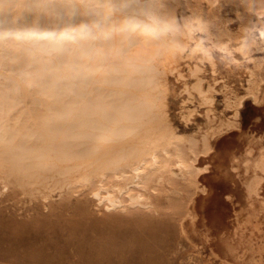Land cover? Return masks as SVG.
<instances>
[{
    "label": "bare ground",
    "instance_id": "6f19581e",
    "mask_svg": "<svg viewBox=\"0 0 264 264\" xmlns=\"http://www.w3.org/2000/svg\"><path fill=\"white\" fill-rule=\"evenodd\" d=\"M160 5L158 0H0V68L4 66L22 74V78H25L27 84L35 85L37 87L36 90L44 98L38 104L35 102L41 106V109L38 108L35 113L36 121L34 120L33 126H25L24 124L25 127H7L4 125V121L2 122L1 120L10 111L9 108L15 105L17 98L10 95L11 88L9 85L5 89H0V194L3 195L4 191H10L2 201H10L13 205L28 202L32 203L33 208H35L36 205L42 202L41 200L51 197L52 192L56 188H58V191L59 187L62 188L65 179H61L60 176L69 171H74L78 167L80 168V165H83L82 162L88 160L89 163L95 164V167L93 166L94 173L96 170L111 168L116 178L125 180L124 187H119V185L117 187L119 193L125 190L129 191L132 186H136V193L129 194V199L131 200L130 206V203H128L129 207H133L136 204V208L148 209L147 207L150 206V203L141 202L143 194L140 193V189L145 187L144 183L147 176L149 177L162 164L159 162L156 150L144 146L148 139L141 132L151 130L145 128V126L151 124L156 118V114L153 111V107H155L153 99L155 100V97H157L155 90L158 86V80L154 63H152L154 58L152 57L154 53L158 52L161 47H165L166 44L165 40H163L165 33L159 31L160 29H156L158 22H162L163 25H161L166 26V21L161 16L165 12H163L164 10L161 9ZM167 20L170 19L168 18ZM201 21L203 20L201 19ZM199 25L201 26V24ZM159 32L164 33V35ZM218 34L217 36H219ZM19 37H23V40L25 38L28 43L27 41L25 43H23L24 41L21 42ZM149 52L150 56H148ZM176 52H174V55ZM163 53L165 54L166 52L163 51ZM44 54H47L48 57L47 55L44 56ZM49 55H55L54 57H57L58 60L49 57ZM169 56L171 54L167 56L170 62L173 55ZM184 57H187V55ZM176 58L178 57L176 56ZM165 62L167 63V61ZM171 64L174 63L171 62ZM5 71L8 73L6 69ZM199 85L198 91L200 89ZM206 92L210 91L207 89ZM203 94L205 96V93ZM28 96L30 97L29 93ZM208 99H204L206 103ZM210 103L208 102V105ZM9 113H12V111ZM206 115L204 114L205 117H207ZM156 128L158 129V126ZM166 128H168V125ZM165 132L168 133L167 131ZM130 133H135L136 136L134 135L135 137L131 139L130 143L125 144L122 140ZM167 135L161 136L160 134L163 141H165L166 147L168 143L174 141V138L180 141L184 140L181 139L183 136L178 134L175 137H173L174 135ZM160 139L158 137V140ZM189 139L184 140L185 143H189ZM104 142L109 144L104 145ZM194 142L192 140V143ZM127 144L132 145L128 150H126ZM180 144L183 145L182 143ZM222 146L225 147L224 145ZM262 149L259 150L262 151ZM163 150L161 152L167 153L165 149ZM245 153L246 151H244ZM147 156L151 159L149 163L147 162ZM243 156L245 157V155ZM249 156L248 158H250ZM253 157L251 156V158ZM260 158L259 160L261 161ZM130 159L136 160V164H128L134 173L131 177L133 179L136 178V183L126 181L129 178L123 174L122 165L119 163L122 160ZM262 159H264L263 156ZM171 162L173 161L171 160ZM147 163L149 171L144 173L142 168ZM237 163L239 162L237 161ZM182 164L184 166V163ZM176 165L173 168L176 174L173 172V175L175 174L177 177V174L182 175V165L179 160ZM246 166L249 168L248 165ZM256 166L255 169H258ZM194 169L197 171V168ZM118 170H121V173L118 172V174ZM109 171L111 172V170ZM71 173L73 174V172ZM143 174L145 175L143 176ZM85 175L90 176L89 173ZM212 177H214V174ZM260 178L262 177L260 176ZM259 180L261 181V179ZM260 181H257L258 184ZM100 188L102 187L100 186ZM151 188L153 187L151 186ZM114 189L116 190V187ZM142 190L144 191V189ZM246 190H249V188ZM98 191L97 193L95 191L93 196L95 195L99 200L101 197V200H107L111 209L122 205L121 200L115 199L116 197L111 198L106 189L105 191L108 193L106 196H99ZM203 193L195 198L190 196L188 204L187 213L190 215L191 220L190 222L188 221V228H184L187 231L188 229L191 230L194 237L190 236L198 240L192 239V243L200 247V249L206 250L208 255L212 259L217 260L219 264H264L262 256L259 257L260 254H264V246L252 245L255 248H250L246 239H249L246 236H250L248 235L250 233L257 237L263 236L264 224L255 222V218L260 212H258L259 214L256 217L253 216L255 217V224L250 223L252 219L251 217L249 218V215L251 216L252 214L247 212L246 221L251 226L248 224H242L241 226L240 238H242V241L240 240L239 244L242 249L240 248L239 250L237 246L238 251L233 250L231 252V245L228 243L231 235L225 232L222 233L219 227L212 222V207L218 201L209 196L208 190H204ZM256 194L255 192L252 195ZM125 196L127 197V195ZM226 197L225 195L224 198L227 200ZM257 198L259 197L257 196ZM247 200L249 201V199ZM229 201L231 200L229 199ZM247 204L249 206V203ZM260 205L262 206L261 203ZM69 208L67 206L60 208L58 212L56 211L54 219L48 218L46 220V218L42 221L36 219L35 223L18 219L10 220L9 224L0 223V231H2L0 233V244L7 241L12 243L9 249L0 247L4 251L0 252V259L10 262L15 260L14 263L17 264H63L65 260L75 261L77 264H105L109 257L114 254L118 255L126 250L125 247L115 244V246L111 247L113 245L111 241L113 242V240L107 237L106 229L99 231L96 229L97 226L94 228L90 216H85V218L82 217L75 221L71 211L70 214L67 213L70 210ZM243 213L245 214L244 210ZM262 218L261 220H264ZM241 221L243 222V220ZM235 224L239 225L238 223ZM248 229H251V232ZM232 232L234 231L232 230ZM238 234L240 233L238 232ZM116 236L123 241L136 244V253L138 251L141 253L153 251L154 244L160 245L164 243L161 236L151 227L140 228L136 232V238L134 234L130 235L127 233H121ZM124 236L129 239L122 238ZM99 239L106 240L99 241ZM236 240H239V237ZM258 240L260 239L258 238ZM250 244L252 243L250 242ZM5 250H8L7 253ZM119 258L121 259L120 256ZM126 263L124 261L123 264Z\"/></svg>",
    "mask_w": 264,
    "mask_h": 264
},
{
    "label": "rangeland",
    "instance_id": "374dc122",
    "mask_svg": "<svg viewBox=\"0 0 264 264\" xmlns=\"http://www.w3.org/2000/svg\"><path fill=\"white\" fill-rule=\"evenodd\" d=\"M158 2L161 4L160 7L164 10L163 12H165L162 13L161 16L164 17L166 26L164 27L162 26V22H158L159 24H156V29H160L159 31L165 33L164 35V33L159 32L164 35L163 40H165L166 44L165 47H161L158 52L154 53L152 57L154 58L152 63H154L155 73L158 80V86L155 90L157 97H155V100L153 99V104L155 105L153 111L156 114V121L154 120L155 122L153 121L151 124L145 126V128L151 130L141 133L148 139V141H146L148 144L146 143L144 146L156 150L159 162L162 165L159 164L160 167L149 175V177L147 176L144 183L145 187L142 188L144 191L140 189V193L143 194L141 202L150 203V206L147 207L148 209L140 207L136 208V204L133 207H129L131 205L129 194L136 193V186H132L129 191L124 189L125 193L120 192V194L117 187L118 185L119 187H124L125 180L116 178V175L115 173L113 175L111 168H104L100 171L96 170L94 173L93 166L95 167V164L89 163V161L86 160L82 162L83 165H80V168L78 167L74 171L65 173L67 175L64 174L60 176L61 179H65L62 188L59 187V191L58 188H56L52 192L51 197L41 200L42 202H40L39 205H36L35 208H33L32 203L28 202V205L27 203L13 205L10 201H2V199L4 200L6 198L5 195L10 193V191H4L3 195L0 194L1 224L2 222L4 224H9L10 220L13 221L18 219L33 223L37 221L36 219L41 221L46 218V220H48V218L54 219L56 217V211L58 212L60 208L65 206L68 208L70 207V210L67 213L70 214L71 211L72 217L75 221L82 217L85 218V216H90L94 228L97 226L96 229L99 231H104L106 229L105 233L107 237L114 242L111 241V244H113L111 247L115 245L125 247L126 250L118 255H112L109 257V260H106L107 262L105 261V264H123L124 261L127 262L126 264H219L217 260L212 259L211 256L208 255L206 250H202L200 247L192 243V239L195 241L198 240L190 236L192 235L191 230L188 229L187 231V229H185L188 228V221L190 222L191 220L190 215L187 213L189 200L191 197L195 198L199 194H204V190H208L209 196H212L218 201L212 207V222L213 224L215 223V226L219 227L222 233L225 232L226 234L231 235L228 240L229 245H231V252L233 250L238 251L237 246L239 247V250L240 248L242 249L239 244V241L242 239L240 238L241 226L242 224H248V221H246L248 216L247 212H249L248 214H252L251 216L249 215V218L251 217L252 219V221L250 220L251 224H255V222L257 224L258 222H261L262 225L264 224V220H261L262 217V219H264V216H262L264 215V159H262V156L264 158V0H158ZM168 18L170 20H167ZM201 19L203 21H201ZM186 23L188 24L186 25ZM199 24H201V26ZM170 28L171 31L169 32ZM216 33H219V36H217ZM22 38L23 37H19L21 42L24 41L23 43H25L27 41L28 43V40L25 38L23 40ZM195 44H197V47ZM173 47L176 49L175 51L178 52H176L175 55ZM136 48L138 47L136 46ZM163 51L166 53L164 54ZM167 52L174 57L172 58L169 56L171 57L170 62L167 59V56L169 55ZM46 55L44 54V56ZM186 55L187 57H184ZM54 56L55 55H49V57L58 60V58ZM148 56H150V52ZM176 56L179 59L176 58ZM165 61H167V63ZM171 62L174 64H171ZM22 77L23 75L19 72L17 73L15 70H10L4 66L0 68V89H5L9 85L11 88L10 95L18 100V102L16 100V103L12 108L10 107L11 109L9 108L10 111L6 113L4 118L2 120L0 119L2 122L4 121V125L7 127L33 126V123H35L34 120L36 121L35 113L38 108L41 109V106L37 104L44 99L42 97L43 95L36 90L37 87L35 85L27 84L25 78ZM196 83H201L200 85L198 84L200 88L199 91ZM206 88L210 92H206ZM28 93L30 97L28 96ZM203 93H205V96ZM203 98L206 100L209 98L210 101L208 99V102L211 103L208 105V102L206 103ZM35 104L36 106H34ZM11 111L12 113H9ZM204 114L207 117H205ZM207 121L210 122L208 123ZM167 125L168 128H166ZM169 125L171 128H169ZM156 126H158V129ZM164 129L168 133H166ZM159 133L161 136H166V134H168L167 136L174 135L173 137L178 134L183 136L181 139H184L185 141L189 138L192 139L193 142L194 140L196 141L194 144L192 143V140L189 139V143H185L184 140L180 141L174 138V141L168 143L169 146L167 145L166 147L165 141H163ZM134 135L135 133H130L122 141L125 144L130 143L131 139L136 136ZM203 135L204 137H202ZM158 137L162 140H158ZM105 144L109 143L104 142V145ZM131 146V144H127L126 150L130 149ZM163 149H165L167 153L161 152L164 151ZM250 149L253 151H250ZM259 149H262V151ZM244 151H246L245 154ZM242 154L245 155V157ZM259 154L261 155V158ZM174 155L175 157H173ZM247 155H250V158H248ZM208 156L211 158H208ZM251 156L254 157L251 158ZM171 160L173 162H171ZM178 160L181 162V169L183 170L184 167V170H181L182 175L177 174L176 177L173 168ZM135 161L136 160L130 159L119 162L121 163L120 165H122L121 169L123 174L130 179L126 181L134 183H136V178L133 179L131 177L134 173L131 171L132 169L128 164H136ZM150 161V157L147 156V162L149 163ZM175 161H177L176 164ZM237 161L239 163H237ZM148 163L142 168L144 173L149 171ZM182 163H184V166ZM124 165L126 166L124 167ZM246 165H248L250 169L247 168ZM249 165L251 167L253 166L254 168L252 167V169L255 171L252 170ZM219 166L220 168H218ZM255 166L259 171L258 169H255ZM194 168H197V171H195ZM109 170H111V172ZM215 171L218 172L216 173ZM71 172H73V174ZM118 172L121 173V170H118L117 173ZM173 172L175 173L174 175ZM88 173L90 176L85 175ZM213 174L214 177H212ZM255 174L258 176L256 177ZM144 175L145 174H143V176ZM182 176L183 178H181ZM260 176L262 178H260ZM101 178L103 180H101L102 182L100 181ZM257 178L261 179V181ZM257 181H260L259 184ZM257 185L258 187H256ZM151 186L153 188H151ZM112 187L113 189H111ZM115 187L116 190L114 189ZM198 187L201 192L198 191ZM98 188H100L101 191ZM245 188H249V190H246ZM105 189L110 194L111 198L116 197L115 199H120L122 205L111 209L107 200H101L102 197L99 200L95 195L93 196L95 191L97 193L98 190V193L100 194L99 196H106L108 193ZM255 192L257 194L252 195L255 194ZM125 195H127V197ZM225 195L227 196L226 198L228 201L224 198ZM247 195L249 196L246 197ZM257 196L259 198H257ZM229 199L231 201H229ZM247 199H249V201ZM128 203H130L129 206ZM247 203H249V206ZM247 209L249 210L246 211ZM243 210L245 214L243 213ZM258 212H260V214ZM253 216H257L258 218H256L258 220ZM241 220H243V222ZM234 221L239 225L241 224L240 227L239 225H236ZM248 225L251 226L250 224ZM148 227L154 229L164 241V243H161L160 245L154 244L153 251L150 252L141 253L138 251V253H136V244L129 241H123L116 236L121 233H127L130 235L134 234V237L136 238V232L139 231L140 228ZM232 230L234 232H232ZM248 230L251 232V229ZM238 232L240 234H238ZM0 233H2V231H0ZM248 235L252 237L246 236L249 237V239H246L248 240V246L250 248H255L257 245L264 246V234L261 237L251 235V233ZM233 236L236 237L234 238ZM238 237L239 240H236ZM122 238L129 239L126 236ZM258 238L260 240H258ZM104 240L106 239H99V241ZM232 240L237 245H235ZM250 242L252 244H250ZM10 246H12L11 241L2 242V244H0L2 249H9ZM5 251L7 253L8 250ZM0 252L4 251L0 249ZM259 257L264 259V254H260ZM9 262L10 261L0 259V264H17L14 263L15 260ZM69 263L77 264L75 261H63V264Z\"/></svg>",
    "mask_w": 264,
    "mask_h": 264
}]
</instances>
